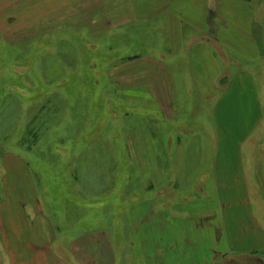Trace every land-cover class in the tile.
Returning <instances> with one entry per match:
<instances>
[{"label":"crops","instance_id":"obj_1","mask_svg":"<svg viewBox=\"0 0 264 264\" xmlns=\"http://www.w3.org/2000/svg\"><path fill=\"white\" fill-rule=\"evenodd\" d=\"M106 2L74 26L118 30L106 52L121 55L119 95L148 101L150 161L100 214L67 213L2 149L0 264H219L225 237L239 255L249 237L263 247L264 0Z\"/></svg>","mask_w":264,"mask_h":264},{"label":"rangeland","instance_id":"obj_2","mask_svg":"<svg viewBox=\"0 0 264 264\" xmlns=\"http://www.w3.org/2000/svg\"><path fill=\"white\" fill-rule=\"evenodd\" d=\"M105 9L106 0H0V157L3 149L29 164L51 210L55 203L61 212L78 206L100 214L102 197L112 201L140 181L134 164L150 161L148 101L119 95L113 64L121 55L106 52L118 30L74 26L103 21ZM135 50L149 52L144 45ZM135 77L120 76L126 85ZM135 146L139 156L128 155ZM226 241L219 264H264V246L252 238V251L243 255Z\"/></svg>","mask_w":264,"mask_h":264}]
</instances>
